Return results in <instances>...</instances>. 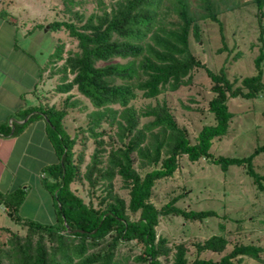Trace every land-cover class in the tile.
Returning <instances> with one entry per match:
<instances>
[{
    "label": "trees",
    "instance_id": "obj_1",
    "mask_svg": "<svg viewBox=\"0 0 264 264\" xmlns=\"http://www.w3.org/2000/svg\"><path fill=\"white\" fill-rule=\"evenodd\" d=\"M165 1L171 3L177 16L174 28L162 23ZM198 1L199 14L191 10L188 0H116L110 11L104 8V0H96L101 12L91 14L84 23L78 24L73 18H55L48 24L49 30H64L76 41L77 50L66 52L64 42L58 39L44 69L62 62L56 91L76 90L95 108L84 129L93 137L95 148L90 163L81 173L83 151L75 158L76 140L67 132L64 123L67 106L75 104L70 101L72 94H67L61 108L46 103L29 106L19 110L22 118L28 116L25 122L0 123V135L15 136L28 122L44 119L48 137L59 158L58 162L44 167L47 173L44 185L54 200V223H40L17 215L24 199L23 190L0 193V203L9 218L27 227L23 236L10 231L6 239L8 248H0V264L4 259H8L9 264H118L115 260L117 246L130 241L141 249L136 259L144 264H242L244 257L259 258L261 248L253 244H233L217 259L201 257L199 253L204 251L219 254L225 251L227 239L212 235L195 244L198 255L189 260L185 244L172 248L165 237H157L155 229L160 214L200 221L216 214L213 210L182 209L175 205L179 196L170 198L160 208L151 202L156 181L174 174L181 155L192 162L210 159L223 171L230 166L244 165L257 189L264 190V176L253 165V158L264 151V146L243 157H214L210 152L213 140L227 132L232 118L229 99L238 96L253 99L264 94L263 26L259 23L261 45L254 59L256 73L243 77L236 85L223 68L212 71L190 51V33L200 38V19L208 18L217 23L224 38L223 23L218 18V0ZM253 2L262 15L264 0ZM115 58L127 61L112 62ZM98 62L108 63L98 65ZM194 68L204 69L212 83L213 96L208 101V110L214 123L203 125L195 142H191L187 130L177 124L165 101H156L139 112L130 104L137 91L145 98H157L164 91H175L188 84ZM115 105L118 108H114ZM141 117L151 119L139 126ZM102 121L116 126L121 140L119 146L108 151L102 147L101 136L105 133L100 129ZM134 153L141 159L142 167H150L143 174L133 166ZM116 177H120L128 190V199L114 192ZM77 179L86 180L93 190L103 182L105 194L96 205L86 203L71 189ZM137 213L138 217L132 219L130 214ZM3 229L8 231V228Z\"/></svg>",
    "mask_w": 264,
    "mask_h": 264
},
{
    "label": "rangeland",
    "instance_id": "obj_2",
    "mask_svg": "<svg viewBox=\"0 0 264 264\" xmlns=\"http://www.w3.org/2000/svg\"><path fill=\"white\" fill-rule=\"evenodd\" d=\"M52 9L53 19H74L82 24L93 13H100L96 0H46ZM116 0H104L105 9L110 11ZM191 10L200 13L199 1L188 0ZM22 3V1L20 2ZM163 10L162 23L165 27L174 28L177 16L169 1ZM220 9L218 18L223 23V35L221 37L217 23L206 18L199 21L200 38L196 39L192 33L189 36V47L193 55L203 62L209 69L217 72L223 68L231 81L240 84V79L256 73L254 59L258 55L260 41L258 39L259 23L264 32V7L262 15L259 14L253 0H218ZM22 6V5H20ZM51 19V17H49ZM52 35L64 42L65 51H76L77 45L64 30L52 31ZM264 43V34H263ZM127 59L115 58L112 62H126ZM108 62H98V65ZM62 62L56 65H48V76L51 78L44 91V99L40 104H54L63 107L64 98L72 94V105L67 106L68 113L64 117L67 132L75 138V158L83 151L84 161L81 165V173L91 161V155L95 148V142L84 129L88 126L90 114L95 108L89 100L79 94L76 90L69 93H58L55 86L59 83V73ZM264 83V62H263ZM71 79L72 75H68ZM117 82H120L117 80ZM211 81L202 68H194L191 71L190 82L182 85L175 91H164L157 98H145L141 91H137L136 98L131 106L138 112L148 105H154L156 101H165L180 127H184L191 142H195L197 133L205 124L214 123L212 114L208 110V101L213 96ZM229 110L232 118L229 121L227 132L219 139H214L210 152L214 157L237 156L243 157L251 154L255 148L264 146V94L253 99L241 96L229 99ZM118 108L117 105L113 106ZM151 118L141 117L140 125ZM105 130L101 136L102 147L108 151L121 144L117 127L108 125L102 121L101 128ZM99 129V130H100ZM105 160L106 153L103 154ZM133 166L140 174L149 170V166H141V159L134 153ZM254 169L264 176V151H260L253 158ZM114 192L128 199V190L123 187L120 177L113 182ZM71 189L83 200L93 202L96 205L99 198L104 195V184L100 182L94 187L89 186L86 180H75ZM33 191V189H32ZM32 193L30 192L31 196ZM179 196L175 205L185 210H213L214 216L203 220H188L173 214L158 216V224L155 227L157 237H165L168 246L174 248L183 243L187 247V258L193 259L198 255L196 243H202L212 235L224 236L228 243L222 253L204 251L199 253L201 257L217 259L221 254L227 252L233 244H253L259 246L261 251L258 259L244 257L242 264H264V190H259L254 185L252 178L247 174L246 168L242 166H230L223 171L207 158L197 161L188 160L186 155L178 159V168L171 177L157 180L152 188L151 202L160 208L170 198ZM28 200V199H27ZM28 210L18 211L20 217L30 218ZM132 219L137 214H130ZM35 219V218H34ZM36 221L48 222L45 217L38 216ZM0 248L7 249L6 239L10 231L25 235L27 227L12 222L0 207ZM36 237V236H35ZM46 243H50L46 239ZM47 245V246H48ZM141 249L134 241L123 242L117 246L115 260L118 264H144L136 257ZM164 261V258H162ZM3 264H9L8 259Z\"/></svg>",
    "mask_w": 264,
    "mask_h": 264
},
{
    "label": "crops",
    "instance_id": "obj_3",
    "mask_svg": "<svg viewBox=\"0 0 264 264\" xmlns=\"http://www.w3.org/2000/svg\"><path fill=\"white\" fill-rule=\"evenodd\" d=\"M51 13L46 0H0V123L25 122L28 116L22 118L19 110L38 105L47 96L44 91L51 78L44 67L58 41L48 29ZM58 160L44 119L28 122L15 136L0 135V193L23 190L18 211L27 208L28 219L41 216L49 220L43 223H54V200L44 185V167Z\"/></svg>",
    "mask_w": 264,
    "mask_h": 264
},
{
    "label": "water",
    "instance_id": "obj_4",
    "mask_svg": "<svg viewBox=\"0 0 264 264\" xmlns=\"http://www.w3.org/2000/svg\"><path fill=\"white\" fill-rule=\"evenodd\" d=\"M66 227H67V231H68V232H70V229H69V227H68V226H66Z\"/></svg>",
    "mask_w": 264,
    "mask_h": 264
}]
</instances>
